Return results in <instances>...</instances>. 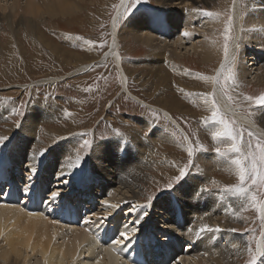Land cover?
Returning a JSON list of instances; mask_svg holds the SVG:
<instances>
[{
    "label": "rangeland",
    "instance_id": "obj_1",
    "mask_svg": "<svg viewBox=\"0 0 264 264\" xmlns=\"http://www.w3.org/2000/svg\"><path fill=\"white\" fill-rule=\"evenodd\" d=\"M88 1H87V6H90L91 4L90 0ZM159 1L160 0H147V2H144V0H142V3L138 5L136 10H134V15L132 17L133 20H135L136 23H139L141 21V23L145 25V29L147 31L152 27L153 28L155 27L158 33L159 29L157 27V24L150 25L152 22H149L150 21L149 18L153 16L162 18L163 16L159 14L163 12L167 13L169 11L167 9H163L162 3ZM248 1L249 0H243L241 2L242 10L243 8L245 10L244 12L245 15L247 11L249 12L252 11V10H247L246 8L247 7L246 5H248L249 3ZM8 2L4 0L3 2L0 1L1 11L3 10L9 11L11 9L10 7H8V4H10L11 1L8 0ZM104 2L105 3L102 4L101 11L99 8L100 6L96 7L97 9L93 7L92 10L93 12L92 14L90 13L91 15L88 17V19H86V21H85V17L79 14L78 16L80 18H83V20H81V23H79V21L69 22L68 19L65 20L63 18L58 17L55 19L49 18L46 20V22H43V24H41L42 31L45 32L46 36L50 41H53L59 45L65 44L67 45L68 49H70L72 52H76L79 55L87 54L85 55L86 57L84 56V60L85 62L90 63V65L88 64L89 67L86 68L85 71H83L82 73L76 72L77 69L74 67L73 63L70 64V61L67 63L66 62L60 63L55 61L53 55H51L50 52L46 50V48H42L43 53L39 51L36 45L33 44V41L30 39L29 34L21 30V34L18 39L19 41L15 39V42L17 43V44L15 43V46L21 45L22 47L26 48L27 51H29V53L33 54L31 58V60L33 61L29 63L30 66L24 65L26 67L23 66L18 69L17 66L18 64L20 65L21 63V59H20L21 56L19 52H14L13 56H11L9 60H7L6 58L3 59V57L0 56V103L6 104L5 101H7L6 107L9 109H11L12 107H19L21 105H24V107L21 108V111L24 113V115L16 117V120L14 122L15 131L11 134V136L9 135V137H12V140L17 136L19 132V129H17L16 127L17 122H20L22 124V121L25 119L27 109L33 108L32 106L37 108L38 110L37 112H40L39 118L42 121V124H44L43 128L50 126L49 124L51 121L52 122L51 126L54 129L65 128L66 130H70V131L74 129L75 131L71 132L74 133L72 135H75L77 133H91V135L87 138L93 139L94 141H97L100 137H106L107 138L106 140L108 139L110 140V138L118 139L121 137L120 140L123 142L124 137H129L130 139H132L130 135H134L135 133H138L140 135L138 141L132 139L131 143L127 144V146H125L124 148L122 149L116 148L110 151L107 150L103 154H106L108 157H114L117 159L114 161L111 160L109 161V163H111L113 167L123 166L119 172L116 170L117 172L112 173L115 176L119 175V178L123 180L124 179L127 180L132 175L136 174V171L139 167L144 169L150 168L148 171H146V173H148L149 175V180L146 179V181H143L141 183L142 185L140 184L143 188L140 187L134 188L132 186V182L130 181L128 182L129 187L127 186V189L126 188L123 189L122 187L119 188L118 185H113L114 181L108 180L106 176L102 177L92 173L89 170V164L87 163L88 160H86V163L83 166L84 172L86 173L85 179L74 180L71 177V175L65 177L69 180V184L66 186L68 191L65 192L64 195L68 196V198L72 200L76 208L79 209L81 208V206L83 207L86 206L87 204H90V201L92 199H94L95 201V204L92 203L93 206L89 207V205H87L85 207V210L82 213L84 219L94 221L98 217H104L102 216V213L104 212L103 207H105L104 206L105 202H108L109 204H113V205L119 204L120 214H122L123 216H125L126 214V218L123 219V222L126 221L125 224L130 225L131 222L135 220L137 216L140 214L139 210L130 212L129 211L130 206H134L137 204H144L147 201L132 198L131 192H133V190H128V188L132 187V189H135L133 192L135 195L140 194L144 198L147 197V194L153 195L159 189L164 188L165 185L171 179H173L176 175H178V168L174 167L173 166L174 164L182 167L188 161V156L186 152V142L183 145L179 143V146L174 144L176 148H174V146L171 147L168 144H167L168 146L162 144H158L157 146L155 144V146L153 145L154 150L152 151V153L154 152L155 153L153 155L151 154L152 156L151 159L147 157L149 154L146 156L145 153H143L145 146L149 141L148 139L149 137L144 138L143 133L147 130L148 123H150L151 121H150V117L145 115V109L141 108L140 104L147 105L150 109L156 110L160 113H164L162 110L157 109V106H154V105H158L156 104V100L158 99L159 94H163V97L159 100V104H161L162 106L166 107L167 103L169 102V99L170 100L173 99L175 101L178 100L179 102L177 101V103L181 104V106H185L186 108L182 110V113L179 112L178 114V111L177 113L176 111L175 113H173L174 117H176L179 124L177 123L176 120L171 118L173 121H175L177 134L182 133L184 135H189V140L193 142L194 147H195V140L199 139L200 143L203 144L207 149L205 153L200 152L197 149V152L194 155L193 167L192 169H190L191 175H193L192 176L193 179L196 182L197 181L201 182V184L204 183L202 184L204 187L212 188L211 181L213 179L217 181L219 180L221 185H224V184L235 183V177L234 175L229 176L227 173L228 171H226L224 168H221L218 161H217L218 165H216L215 161L219 159L215 157V153H214L215 144L211 140L208 129L200 124L202 117L208 115L209 113L205 111L204 107L201 105V103L198 100L196 103H193L192 102L193 98H190L186 95L187 93H197V91L194 90V85H191L190 87H186V85L184 84L180 85L175 82L176 84L175 87L174 85L171 84L173 88L172 90L173 98L168 97L169 92H167L165 88L162 89L159 88V90H155L154 88L151 87L149 92H144L143 91L144 88H142L141 86H143L144 83L149 82V79L151 77L148 79L147 74H149L150 71L149 69L151 68V65H153L154 62L150 60L151 58L150 49L133 41L131 42L130 38H126V39H124L125 37L118 38L119 46H120L119 48L120 60L121 62L123 61L122 62L123 67L124 68L126 67L125 69L129 73L127 80L129 84L128 85L129 91L126 88H124L123 84L121 83V80L123 79V74H122L123 72H121V68H122L121 64L119 65L118 62L115 61V59L100 60L103 53L110 47V44L113 39V31L111 30L112 17L116 16V11H114L112 5L118 4L119 0L117 1L105 0ZM212 3L214 5H211L209 7L207 6V4L200 2L198 3L197 7L201 6L202 7L201 9H206L208 11L221 13L218 22V29H220L219 39L222 41L221 34L224 27V21L226 19V16L232 12V0L227 2L226 0H219L217 2L213 1ZM107 7L109 10L106 9ZM167 8L168 9L172 8V6H169ZM85 11L86 9L83 10V12ZM141 17H143V20L140 19ZM244 17L245 16H243L242 19L243 21H244ZM260 19L261 16L259 17L258 20L259 23L256 22L259 25H255V27L259 28V26L261 25ZM128 23L129 22L127 23L121 22L120 24L117 25L116 27L117 30L121 32L122 26L123 28H127ZM157 33H154L153 35L157 36ZM69 37H71L72 39H69ZM75 37H80L81 40H76ZM175 38L176 36L172 40H174ZM85 39L94 40L96 41L97 44L106 41V44L103 48H98V47L89 48L88 46L83 45V40ZM239 41H240V45L244 43L243 40H241V38ZM244 41L246 42L245 45L243 47H240V50L237 54L238 56L237 65L242 59L241 58L242 49L259 48L258 45L259 42H257L252 38H245ZM78 46L81 48H78ZM83 48H85L84 51ZM9 49L11 50V48ZM39 54L41 55V57ZM248 57L253 59V57L249 55ZM222 58H223V54H222ZM12 61L15 62L13 63ZM104 64H107L108 67H104ZM165 64H167V61H165ZM175 66L177 67L183 66L185 70L188 69L186 70L188 72V76L184 75L183 71L182 73H179V75L178 74L177 75L181 77L180 79L182 81L187 82L189 84L192 83L194 84V79L197 78L198 74L212 76L213 74L215 75V71H216V63H214L213 66L211 67L203 66L198 59L196 60V58L193 55H189V54L182 55L179 58L178 62H176ZM260 66H262L263 68ZM15 68L18 69V71H16ZM256 68L262 70V73L264 72V65L262 64L260 65L258 63V66H256ZM131 73L133 75H131ZM177 75L174 74V76ZM54 76L57 78H53ZM179 77L178 80H180ZM154 79L156 80L157 78H153V81H155ZM157 84L160 83L158 82ZM238 84L239 87L236 88L235 90L237 94L257 96L260 95L261 93H264V81H262L261 86H258L257 84H253V83L241 84L239 81ZM90 86L93 88V91L85 92L83 90ZM202 87L204 92L208 91L205 86ZM23 89L25 90L24 92H22ZM180 89H184L182 93ZM9 92H13V93H9ZM21 92L23 93L22 94L23 98L20 95ZM128 96H130L131 99H128L127 98ZM143 100L152 102V106L151 105L149 106ZM65 109H67L72 114L70 117L64 116ZM258 110L259 108H256L255 106L253 107L254 115L251 118L254 119L257 117L256 114ZM54 112H55L54 118L50 119L53 116ZM13 116L15 115L10 114V117ZM134 118H136L137 122L140 119H144L143 121L145 125L137 124ZM7 121H5L4 123L2 122L0 126L6 125V123L10 122ZM63 125H68V126L65 127ZM182 128H184V130L187 133L185 131L182 132L181 131ZM49 129L51 128L49 127ZM251 129L256 133H258V131L253 127ZM117 131L122 133L123 136H117L116 134ZM42 133L43 130L41 134ZM72 135L68 136L69 140L71 139L75 140V144L77 141L79 142L80 137L76 135L75 136ZM152 136L154 138L155 134H152ZM143 140L146 141L147 143L143 142ZM37 142L38 140L35 143ZM35 143L34 145L36 146ZM55 146L56 144L53 147L51 146L52 152L48 154L47 157L43 160L42 163L43 166L40 163H38L39 161L38 162L36 161V163L39 164V168L41 169V171L39 170L40 172L38 173V177L36 180V182L37 181L39 182V184L38 182L36 183L38 184L36 185V189H41V191L43 190L42 188L46 189L51 187L52 189H55L56 187H58V178L60 176L61 171H63L64 173L70 172V170L64 164L63 166H61L62 165L61 164L60 165L61 167L56 165L53 166L54 167L53 169L50 168L48 169L49 164H52L53 162V160L51 161V159L55 156L53 154ZM77 147H79V144ZM7 149L5 151L6 153H7ZM81 153L83 154V152ZM132 154L134 157L132 156ZM203 154L204 155L210 154V155L206 156L205 159ZM14 155H16V153H14ZM116 155H118V157ZM138 157L140 158L142 157L144 161L141 160L142 158L140 159ZM146 157L147 160H145ZM207 157L208 159L212 158L211 159L212 161L210 159L208 160ZM5 161H6L5 162L6 181L4 184V188L6 187V184L8 186L9 181H11L12 185L14 184L20 190L21 188L24 187L23 179L26 174L25 170L23 169L26 166H30L31 163H35V161L32 162L30 160L29 162V160L27 161L23 160L20 162H15L10 158L8 153L5 158ZM148 165L150 166L148 167ZM165 166H167V169ZM162 167L165 168V170L160 169ZM56 168L58 170H56ZM210 168L212 172L208 171V169ZM108 169L110 172H112L111 167H108ZM219 171H223V173H227V174H218ZM189 182L192 183L193 181L190 180ZM39 185L42 187H40ZM212 191L213 193H215V189H213ZM69 192H70V196L68 195ZM209 196L210 194H208V197L202 195L200 196V194L193 195L192 203H191L192 205L190 207H185V209L180 208L179 205L175 202H173L172 204L165 202L163 196L153 201L152 207L147 210L148 215L142 218L140 231L137 233V239H135L140 241L143 245L142 249L145 250L143 252H145L146 254L145 255L142 254V256L143 258L145 257L144 259L146 262H147L146 257L148 256V253L151 254L152 259H149L148 264H153L155 258L164 262V264H217L216 261L219 260V257L215 251L214 242L218 240L219 234L205 232L201 234V236L199 237L196 236V232L201 227V225L206 224L205 220L201 219V217L202 216L203 218L208 217L206 213L202 211L200 212L198 210V204L203 201H206V203L209 206L211 207L213 206L212 208L214 214L213 218L215 220L213 219L212 222L213 224L214 223L217 224H214L215 226L211 225V227L219 226L221 229L226 230V235L231 238L230 233H228L229 229L223 226L226 224V221H220V219H222L225 215L224 214L225 211L223 208L227 207V204L231 197H229L227 200L222 201L220 200L219 196H213V199H209ZM20 197L21 200L18 199L20 204L18 202L17 206L21 205L24 202V199H22L23 198L22 194L20 195ZM42 206L43 208H49V210L57 212V215L55 216L53 221H55L56 223L58 222L59 224L62 222L61 219L65 214V212H61L59 209L56 208L55 205H50L47 202L43 203ZM99 206L101 207V209ZM235 206L236 207L234 208H238V205ZM80 210L82 209H79V211ZM243 215L247 217V220H244L243 222L242 220H240V222L242 223H238V228H236L237 231L236 234L242 235L245 238L244 242L246 241L247 243L248 237L252 235V232L247 231V229L255 228L257 230L256 234L259 235L260 222L257 219V215L253 210H249L248 212H245ZM73 219H65L66 220L65 223ZM81 227H83V223L80 224V226L77 225L74 226V228H81ZM69 228H73V227H69ZM189 228H191V231H188ZM193 237L198 238L200 240L198 239H197L198 241L192 240ZM202 237H206L207 240L203 239ZM229 237H227L226 240L222 241V245L224 246L231 245V243L229 242L230 240ZM165 245H166L165 252L158 253V251H156L163 249ZM173 252L174 253L177 252V254L174 255ZM168 254L169 257H167ZM245 254H247L246 258H243L242 260L235 259L234 264H247V260L249 259V256L247 252L244 253V256ZM35 259L41 261L40 257H35L33 260L35 261ZM121 262H123V264H129V262L125 260V258L123 257L121 259Z\"/></svg>",
    "mask_w": 264,
    "mask_h": 264
},
{
    "label": "bare ground",
    "instance_id": "obj_2",
    "mask_svg": "<svg viewBox=\"0 0 264 264\" xmlns=\"http://www.w3.org/2000/svg\"><path fill=\"white\" fill-rule=\"evenodd\" d=\"M0 1L3 2V0ZM4 1L8 2V0H4ZM10 1H11L10 4H8L9 2L7 3L8 7L11 8L9 11L3 9H2L3 11L0 10V56H2L3 59L6 58L7 60H9V58L13 56L14 52H19L21 56L20 58L21 63L20 65L18 64L17 68L19 69L24 65L30 66L29 63L33 61L31 60L33 54L29 53V51H27V49L22 47L21 45L15 46L16 43L15 39L17 40L19 39L21 30H23L29 34L30 39L33 41V44L36 45L39 51L42 52V48H46V50H48L50 54L53 55L55 61L60 63L62 62L67 63L70 61V64L73 63L74 67L77 69L76 72L78 73H82L83 71H85L86 68L89 67L88 64L90 65V63L85 62L84 60V56L87 54L79 55L76 52H72L70 49H68L67 45L65 44L59 45L53 41H50L46 36L45 32L42 31L41 24H43V22H46V20L49 18L55 19L58 17L63 18L65 20L68 19L69 22L79 21V23H81V20H83V18H80L78 16L79 14L83 15L86 21V19H88V17L92 14L93 7L96 8L100 6L99 8L101 11L102 4L105 3L104 2L105 0H90L91 3V4L89 3L90 6H87L88 0H10ZM213 1L217 2L219 0H160L159 2L162 3V8L167 9L169 11L167 12L166 10L167 13L163 12L159 14L163 16L162 18H164L167 21V23L163 27H160L157 24V27L159 29L158 33L155 27L154 28L152 27L147 31L145 29V25H143L141 21L139 23H136V21L133 20L132 18L131 21H128L129 23L127 24V28H123L122 26L121 32H119L117 28L115 29L113 27L111 28V30L113 31V36H115L116 38V46L113 49L111 42L110 47L105 52H109L110 50H112L119 53L120 46H119L118 38H122V37L123 38L125 37L124 39L130 38L131 42L133 41L150 49L151 51L150 60L153 61L154 63L153 65H151V68L149 69L150 71L148 70L149 74H147V77L148 79L151 77L149 79V82L144 83L143 86H141L142 88H144L143 89L144 92H149L151 87L154 88L155 90H159V88L161 89L165 88L166 91L169 92L168 97L173 98L172 85L176 87L175 82L180 85L184 84L186 85V87H190L191 85H194V90L197 92H204L202 86H205L209 91L211 90V85L199 79L198 76L197 78L194 79V84L193 83L189 84L187 82L182 81L180 79L181 77H179L178 75L183 71V74L188 76V72L186 71L188 69L185 70L183 66L177 67L175 65L182 55L189 54V55H193L196 58V60L198 59L203 66L211 67L213 66L214 63H216V70L219 68L220 63L223 60L222 41L219 39L220 29H218L219 18L217 19L212 17H206L192 11V8H196L198 3L200 2L207 4V6L210 7L211 5H214L212 3ZM227 1L230 0H226V2ZM242 1L236 0V8L234 12L235 31L240 35L241 40H243L244 42L242 43L241 47H243L246 43L244 41L245 38H252L257 42H259L258 44L259 48L242 49L241 52L242 59L240 60L238 65H236L237 79L241 84L253 83V84H257L258 86H261L262 81H264V72L262 73V70H259L258 68H256V66H258V63L260 65L261 64L264 65V0H249L248 1L249 3L248 5H246L247 6L246 8L247 10H252V11L250 12L247 11L246 15L244 13L245 12L244 8L242 10V3H241ZM169 6H172V8L168 9L167 7ZM197 8L201 9L202 7L198 6ZM85 9L86 11L83 12V10ZM106 9H108V7ZM120 12H123V9H121ZM243 16H245L244 21L242 20ZM260 16H261L260 19L261 25L258 28L255 27V25H259L258 20ZM150 25H155V23H151ZM184 31H189L192 33V35L189 37H185L183 35ZM154 33H157V36H154L153 35ZM175 36L176 38L172 40ZM9 48H11V50ZM78 48L81 47L78 46ZM84 49L85 48H83V51ZM104 53L100 60L115 59V61L118 62L119 65L121 64L122 67L121 72H123L122 73L123 78L126 77V83H124L123 86L129 91V86H128L129 84L127 82L129 73L125 69L126 67L125 68L123 67V63H122L123 61L121 62L120 59L117 60V58L112 55L105 57ZM248 55L253 57V59L249 58ZM165 61H167V64H165ZM12 62L14 63L15 61ZM18 69H16V71H18ZM174 74L176 75L178 74V75L174 76ZM131 75L133 74L131 73ZM178 77L181 81L178 80ZM53 78H57V77L54 76ZM153 78H157V79L156 80L154 79L155 81H153ZM158 82L160 84H157ZM24 91L25 90L23 89L22 92ZM22 92L20 93V95L23 98ZM9 93H13V92H9ZM162 97L163 94H159L158 99L156 100V104L158 105H154V106H157V109L162 110L164 113H167L168 116H170L172 119L177 121L173 113H175V111L176 113L178 111V114L179 112L182 113V110L186 109L185 106H181V104L177 103L178 100L175 101L173 99L172 100L169 99V102L167 103L166 107H164L161 104H159V100ZM143 101L146 102V104H148L149 106L150 105L152 106V102H148L145 100ZM0 104H1L0 124L2 122L4 123L7 120H8L7 122L10 121L9 123H6V125L0 126V136H9V135L11 136V134L15 131L14 122L16 120L17 115L10 117L11 109L6 107L7 103L6 104L0 103ZM32 107L33 108L31 109H27L25 119L22 121L17 136L9 143L8 149L6 148L7 153L9 154L10 158L15 162H20L23 160L24 161L29 160V162L31 160L33 162L34 160H32L31 157L34 150L35 152L38 153L39 150L51 146L53 147L58 142L59 146L58 147L55 146L54 148L53 154L55 156L51 159V161L53 160V162L52 164H49L48 169L49 168L53 169L54 168L53 166L56 165L60 166L61 164H62L61 166H63V164L67 166V159H68L67 156L64 157L63 163H59L60 153L62 149L65 147L73 148V152L71 153V155L72 158L74 159L75 157L74 149L78 148L77 146L79 143L77 141L75 144V140L73 139L69 140L68 136L74 134L71 132H74L75 130L73 129L70 131V130H66L65 128L54 129L51 126L52 123L51 121L49 124L50 126L43 128L44 124H42V121L39 118L40 112H37L38 110L36 107L34 106ZM256 115L257 117L254 118L255 120L253 118H249L245 120L242 114L237 113V117L241 120L242 123H244L246 126H249L251 128L253 127L258 131L260 135L264 136V109L259 108ZM54 116H55V112L50 119H53ZM134 120L137 124L145 125L143 121L144 119H140L138 122L136 121V118H134ZM63 126L67 127L68 125H63ZM49 127L51 129H49ZM42 130L43 133L41 134ZM156 131L153 133L155 134L154 137L155 139L153 138L154 135L149 136L148 138L149 141L147 140L149 144L143 140V142H146L147 144L145 146L144 152L143 151L142 152L145 153L146 156L149 154L147 157H149L150 159L152 158L151 154L153 155L155 153V152L152 153V151L154 150L153 145L155 146L156 144L158 146V144H162V145L168 144L169 146L171 147L174 146V148H176L175 145L179 146L180 143L176 141L175 138L170 136L169 134L163 133L162 130L157 129ZM181 131L182 132L185 131L184 128H182ZM130 137L138 141L140 135L138 133H135L134 135H130ZM120 138H118L119 140L111 139V138L110 140L109 139L105 140L103 152H97L96 154L92 155L90 160H88L87 163L89 164V170L92 173L97 174L99 176L102 177L106 176L108 180L115 182V183L113 182V185H118L119 188L122 187L123 189L125 188L127 189V186L129 185L128 183L129 181L132 182V186L134 188L136 187L143 188L141 186L142 185L141 183L143 181H146V179L149 180V175L148 173H146V171H148L150 168L144 169L141 167L139 168L137 167L138 169L136 171V174L132 175L127 180L125 179L123 180L119 178V175L115 176L112 174L117 171L119 172L123 166L113 167L111 163H109V161L110 160L114 161L117 159L114 157H108L106 154L103 153L106 152L107 150L110 151L116 149L117 142H120L123 146V142L120 140ZM37 140L38 142L35 143ZM34 143L36 144V146L34 145ZM124 147L125 146H123L122 148ZM6 149H4V152L6 151ZM14 153H16V155H14ZM81 155L83 154L81 153ZM98 155L102 156L101 157L103 161L102 163L100 160L97 159ZM208 155L210 154L207 155L205 154L204 158ZM116 156L118 157V155ZM147 157L145 160H147ZM141 160L144 161L143 158ZM217 161L219 162L221 168H223L222 167L223 162H221L220 160H216L215 161L216 165H218ZM149 166L150 165H148V167ZM167 166H165L166 169ZM108 167H111L112 172L109 171ZM160 169L165 170V168L163 167ZM23 170H25V168ZM56 170L58 169L56 168ZM208 171L212 172L211 168L208 169ZM227 173L229 176L232 175L229 172ZM227 173H223V171L218 172V174H227ZM191 180L193 182L192 183L189 182V185L186 186V190L190 193V195L183 196L180 199V202L178 203L179 207L182 209H185V207H190L192 205L191 204L192 196L195 195V194H191L193 192V188H195L197 191L199 189L205 188L202 185L204 183L201 184V182L197 181L198 182L197 183L194 179ZM4 184L5 183H0V192H2V194H0V264H45V261H47V264H121V263L123 264V262H121L122 257L125 258V260L129 262V264H148L149 259H152L151 254L148 253V256L146 257L147 262L145 261L144 259L145 257L143 258L142 254L145 255L146 253L143 252L145 251L142 249L143 245L138 240H133L132 243L128 245V247L123 249V251L119 250L120 246H116L111 243L110 238L114 236L115 228L121 224H125L126 222V221L123 222V219L126 218V214L125 216L120 214L119 211L120 206L115 209L111 207H106V205H104L105 207L102 206L104 211L102 213V216L107 217L111 223H102L101 218L104 217H98V218L95 217L96 219L94 221H91V223H88V225L84 223L85 219L83 218L82 213L87 205L91 207L93 206L92 203L95 204L94 199L90 201V204H87L86 206L83 207L81 206V208L79 209L82 210L79 211V214H76L75 212L73 214H68L67 212H65V214L61 219L62 222L60 224L58 222L53 223V220L57 215V212L51 211L49 210V208H43L42 205L45 202H42L41 189H36L34 190V192H24L23 194L21 193V191L18 189L17 186H15L14 184L12 185L11 181H9L8 186L6 184L5 188H4ZM128 190H133L134 192L135 189H132L131 187L128 188ZM133 192H131L132 198L147 201V197L149 196V194H147V197L144 198L142 197V195L140 194L135 195ZM21 194L23 197L22 199H24V202L21 205L17 206L18 205L17 203L19 202L18 199L21 198L20 197ZM208 194L209 193H200V196L202 195L208 197ZM229 202H232L231 198L229 199ZM108 205H113V204L108 203ZM235 205L238 204L233 203V207H236ZM212 208L213 206L212 207L209 206L206 203V201H203L198 204V210L208 215V217H204L203 219L205 220L206 224H208L209 226L217 224V223L213 224L212 222L214 219ZM236 209L239 210V208ZM65 219H73V220H69V222L65 223L66 221ZM220 221H226V224L223 226H225L227 229H233V228L236 229L238 228V223H242L244 220L240 222V219H235L233 218V216L225 214L224 217L220 219ZM81 222L83 223V227L74 228L75 225L80 226V224H82ZM69 227H73V228H69ZM121 230H126V229L121 228ZM236 232L237 231L235 232L228 231V233H230L231 235V238L226 235V230L217 233L219 234V238L217 241L214 242V248L219 257V260L216 261L217 264H223V263L234 264L235 259L242 260L243 258H246L247 254H245L244 256V253L247 252L246 251L247 243L246 241L244 242L245 238L242 235L236 234ZM227 237H229L230 239L229 242L231 243V245L224 246L222 245V241L226 240ZM202 238L207 240L206 237H202ZM197 239L198 238L193 237L192 240H196V241L200 240ZM233 244H239L240 247L233 248L232 247ZM165 249H166V245L163 247V249L156 251H158V253H162L166 251ZM176 254L177 252L174 253V255ZM35 257H40L41 261L36 260L37 258L34 261L33 259ZM167 257H169V254ZM153 264H164V262L155 258Z\"/></svg>",
    "mask_w": 264,
    "mask_h": 264
},
{
    "label": "snow or ice",
    "instance_id": "obj_3",
    "mask_svg": "<svg viewBox=\"0 0 264 264\" xmlns=\"http://www.w3.org/2000/svg\"><path fill=\"white\" fill-rule=\"evenodd\" d=\"M147 2V0H144ZM142 3V0H119L118 4H113L112 8L116 11V16L112 17V27L115 29L121 22L127 23L134 15V10L138 5ZM123 12H120V9ZM236 8V0H232V12L226 16L224 21V27L222 31V52L223 60L216 70L215 75L207 76L198 74V78L205 83L211 85L210 91L187 93L186 95L192 99L193 103L197 100L204 107L205 111L209 113L202 117L200 124L206 127L210 133L212 142L215 144L214 153L215 156L223 162L222 167L230 174L234 175L235 183L224 184L215 179L211 181L212 188H202L198 191L193 188L191 194L199 195L200 193H209V199H213V196H219L220 199L227 200L232 198V202L227 204L224 208L225 214L233 216L235 219L247 220V217L243 214L249 210H253L257 219L259 220V235L256 234V229H247L252 232V235L248 237L246 251L249 259L247 264H264V136L256 133L250 127H247L237 117V113L242 114L245 120L251 118L254 115L253 107L264 109V93L257 96L237 94L236 88L239 87L237 81V59L238 52L240 50V35L234 29V12ZM193 12L199 13L206 17L219 18L221 13L212 12L206 9L193 8ZM143 20V17L140 18ZM150 22L158 24L160 27L165 26L167 21L161 17H150ZM183 35L189 37L192 35L189 31H184ZM69 39H72L69 37ZM76 40H81L80 37H75ZM106 44L101 42L99 44L91 39L83 40V45L89 48L98 47L103 48ZM116 46V38L113 36L112 48ZM115 56L117 60L120 59L119 53L110 50L105 52L104 56ZM104 67H108L104 64ZM106 79V77H105ZM121 83H126V77L121 80ZM85 92L93 91L90 86L83 89ZM123 91V89H122ZM183 92V89H180ZM131 99L130 96L127 97ZM7 103V101H5ZM19 107H12L11 114L17 116H23L24 113ZM140 107L145 109V115L150 117V123H148L147 130L143 133L144 138L151 136L157 129L162 130L163 133L169 134L174 137L176 141L182 145L186 142V152L188 161L182 167L179 165H173L178 168V175L171 179L164 188L159 189L155 194L147 197V202L144 204H137L130 206L129 211L139 210V215L130 225L121 224L115 228L114 236L110 238L111 243L120 246L119 250L123 251L128 247L133 240L137 239V233L140 231V225L142 218L148 215V209L153 205V201L163 196L165 201L169 204L173 202L179 203L183 196L190 195L186 190V186L189 185V181L193 179L190 169L193 167V158L197 152H205L207 149L200 143L199 139L195 140V147L193 142L189 140L188 135L182 133L177 134L175 127V121L168 116L167 113H160L156 110L150 109L147 105L140 104ZM72 114L65 109L64 116L70 117ZM17 129L21 127V123L17 122ZM117 136H123L122 133L117 131ZM76 136L80 137L79 147L75 148V157L72 158L71 153L73 148L65 147L60 153L59 163L64 162V157L67 156V168L69 173L61 171L58 178V187L52 189L51 187L43 189L41 191L42 202H47L50 205H55L61 212H67L68 214H79V209L73 204L72 200L68 196L64 195L68 191L67 185L69 180L65 178L68 175L75 179H85L86 173L84 172V163L86 160H90L92 155L97 152H103L104 142L106 137H100L94 142L93 139H89L91 133H77ZM194 135V134H193ZM63 139V138H61ZM12 137L0 136V183L6 181V168L5 158L6 153L4 149L8 148ZM131 142L129 137H124L123 146H126ZM56 146L59 144L57 142ZM118 149H122V144L117 142ZM52 152V147L44 148L37 152L32 153L31 159L39 161L40 164ZM83 152V155H81ZM97 159L102 161L101 156H97ZM198 167V165H197ZM39 164L32 163L30 166L25 167V176L23 179L24 187L20 189L24 192H34L36 189V180L39 173ZM215 189V193H213ZM2 194V192H0ZM70 196V192L68 194ZM59 202V203H57ZM233 203L238 204L239 210L233 207ZM106 207L113 209L118 208L119 205H108L105 202ZM102 223H111L107 217L101 218ZM203 219V216L201 217ZM55 223V221H53ZM85 224L91 223L90 220L85 219ZM125 228L126 230H121ZM191 231V228L188 229ZM225 231L219 226L211 227L208 224H202L197 230L196 236L201 234L218 233ZM229 231L235 232L236 229H229ZM166 235V233H165ZM254 245V246H253ZM233 248H239V244H233ZM47 264V261H45Z\"/></svg>",
    "mask_w": 264,
    "mask_h": 264
}]
</instances>
